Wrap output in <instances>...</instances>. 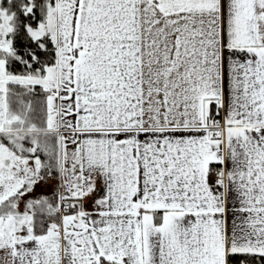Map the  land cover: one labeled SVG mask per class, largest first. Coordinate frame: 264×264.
<instances>
[{
    "label": "snow or ice",
    "instance_id": "snow-or-ice-1",
    "mask_svg": "<svg viewBox=\"0 0 264 264\" xmlns=\"http://www.w3.org/2000/svg\"><path fill=\"white\" fill-rule=\"evenodd\" d=\"M0 264H264V0H0Z\"/></svg>",
    "mask_w": 264,
    "mask_h": 264
}]
</instances>
